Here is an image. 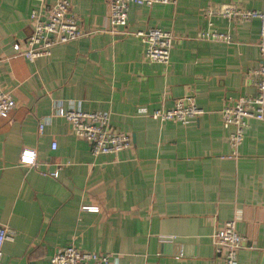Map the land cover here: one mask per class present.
I'll return each mask as SVG.
<instances>
[{
  "label": "crops",
  "instance_id": "crops-1",
  "mask_svg": "<svg viewBox=\"0 0 264 264\" xmlns=\"http://www.w3.org/2000/svg\"><path fill=\"white\" fill-rule=\"evenodd\" d=\"M54 1L0 0V87L16 103L0 117V224L15 232L2 261L50 264L54 250L73 244L116 264H227L213 234L234 220L245 237L237 264H264V120L249 119L233 147V128L219 114L254 92L260 21L204 14L223 5L264 12V0L130 4L127 32L172 33L167 64L146 59L141 38L108 30V0H70L87 34L29 61L13 45L24 49L31 10ZM207 29L231 42L202 38ZM186 96L201 112L185 124L150 117ZM57 101L108 113L131 146L93 156L53 114ZM24 148L35 151L36 164L19 161Z\"/></svg>",
  "mask_w": 264,
  "mask_h": 264
},
{
  "label": "built area",
  "instance_id": "built-area-1",
  "mask_svg": "<svg viewBox=\"0 0 264 264\" xmlns=\"http://www.w3.org/2000/svg\"><path fill=\"white\" fill-rule=\"evenodd\" d=\"M109 12L107 15L108 30L122 34H133L145 44L144 56L152 62L167 64L170 59V50L173 35L170 31L158 27L127 32L125 26L128 19L130 4L151 6L153 4H175L177 0H108ZM70 0H55L52 4L40 9H32L30 20L32 31L25 39V47L21 49L19 44L13 45L15 51L29 61L38 57L49 56L54 46L77 40L85 33L72 14ZM206 17H223L227 20L260 21V37L257 42L259 52V64L250 72L254 92L249 96H241L232 104H223L219 109L222 122L233 129L229 133L228 140L231 146L237 147L243 139L244 131L248 126V120L253 118L264 120V12L255 9L223 5L207 6L204 10ZM209 25L211 24L208 21ZM202 38L215 43H230L228 33L207 29L200 33ZM15 100L11 92L0 87V117H7L15 108ZM201 110L195 103L193 96H186L175 100L170 108L154 110L150 117L161 121L177 120L185 124L188 119L199 114ZM53 114L64 118L70 125L73 135L86 141L90 146L91 154L117 153L128 149L131 138L116 131L111 123L110 116L101 111H85L77 108H65L61 101H57ZM50 122V115L45 116L39 122L38 131L43 132L44 126ZM55 148V144H52ZM236 155V150H233ZM36 153L33 149L24 148L20 153L19 161L23 164H36ZM57 177L58 171L50 173ZM15 232L0 224V264L2 261V246L6 240H12ZM245 237L238 233L234 220L225 222L224 226L213 234V242L217 253H222L227 264H237V252L242 248ZM50 264H116V261L107 254H98L78 249L73 244L54 250Z\"/></svg>",
  "mask_w": 264,
  "mask_h": 264
}]
</instances>
